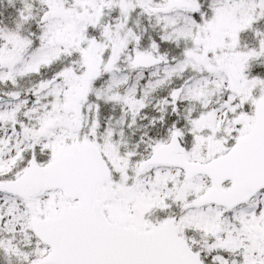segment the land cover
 <instances>
[{"label":"snow or ice","instance_id":"6c2138e0","mask_svg":"<svg viewBox=\"0 0 264 264\" xmlns=\"http://www.w3.org/2000/svg\"><path fill=\"white\" fill-rule=\"evenodd\" d=\"M0 264H264V0H0Z\"/></svg>","mask_w":264,"mask_h":264}]
</instances>
